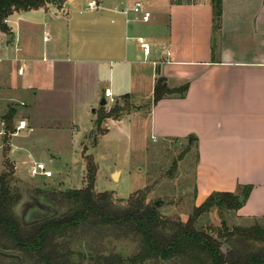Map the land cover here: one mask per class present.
I'll return each instance as SVG.
<instances>
[{
    "label": "crops",
    "instance_id": "0c3cea01",
    "mask_svg": "<svg viewBox=\"0 0 264 264\" xmlns=\"http://www.w3.org/2000/svg\"><path fill=\"white\" fill-rule=\"evenodd\" d=\"M89 1L65 0L7 18L10 32L0 30V124L16 94L64 90L75 96L70 105L75 111L81 98L84 106L102 101L105 88L115 100L128 94L132 101L138 63L152 64V105L146 109L150 134L171 141L196 137L194 206L212 192L251 186L241 208L224 211L239 222L264 221V0H222L219 19L213 0H140L151 12L146 22L131 10L138 0H98L95 9L87 8ZM125 3L129 6L123 8ZM137 36L151 44L147 60ZM160 77L171 88L187 83L185 94L154 104ZM52 107L38 108L37 119L33 113L24 117L25 139L44 123L63 119L64 109ZM144 109L138 103L120 119L104 122H131ZM36 120L43 124L36 127ZM9 147L13 152L11 141ZM17 149L31 150L21 144ZM7 158L24 183L15 159ZM220 212L214 207L207 215L222 222Z\"/></svg>",
    "mask_w": 264,
    "mask_h": 264
},
{
    "label": "trees",
    "instance_id": "16d2710c",
    "mask_svg": "<svg viewBox=\"0 0 264 264\" xmlns=\"http://www.w3.org/2000/svg\"><path fill=\"white\" fill-rule=\"evenodd\" d=\"M65 0H0V30L9 33L7 18L15 12L47 8ZM221 1L213 0L217 19ZM188 84L169 87L166 79L156 80L153 103L169 95L183 96ZM128 94L124 106L116 104L99 112L98 123L106 118L120 119L128 113ZM16 108L3 116L4 142L14 131ZM189 142H196L190 137ZM10 147H3L0 172V264H264V224L229 227L201 224L212 208L236 211L248 197L251 186H238L235 192H212L194 206L186 220L163 215L154 201H148V188L138 189L117 204L113 193L94 189L96 165L86 155V184L82 188L46 189L24 187L7 158ZM196 159H198L196 154ZM26 191L51 211L30 206L26 223L16 206ZM134 244L130 254L106 250L109 241ZM226 246V247H224Z\"/></svg>",
    "mask_w": 264,
    "mask_h": 264
},
{
    "label": "rangeland",
    "instance_id": "374dc122",
    "mask_svg": "<svg viewBox=\"0 0 264 264\" xmlns=\"http://www.w3.org/2000/svg\"><path fill=\"white\" fill-rule=\"evenodd\" d=\"M128 6L127 3L122 5L123 8ZM137 71L139 76L134 82L133 100L131 101L130 97L126 100L130 106L129 111L135 109L138 103L145 109L141 113L137 112L131 122L114 124L111 121L107 123L97 121L102 109L108 112L116 104L124 106L126 102L124 98L114 102L107 98L105 105H102L100 100L94 103L87 102L85 106L83 103L86 98H81L83 103L78 102L75 111V104L73 110L70 109L75 96L64 90L14 95L13 99L8 100L9 106L17 110L13 120L14 131L9 134L7 143L4 142V134H0V172L3 170V147L5 144L10 146L11 141L13 152L8 151L7 156L15 159L18 173L24 179L25 188L30 190L36 186L62 190L82 188L86 184L85 156L90 155L97 168L95 191L112 192L115 202L120 204L121 200L127 199L131 193L147 187V200L159 201L158 207L163 215H179L186 220L194 207L197 163L195 143L189 140H159L151 136L146 111L152 105L153 66L138 63ZM125 88L130 89L129 84L126 83ZM47 106L64 109L63 119L59 122L52 120L44 123L45 128L42 126L36 129L25 139L29 125L24 117L33 113L34 116L31 117L37 119L40 117L38 108L43 112ZM22 119L26 120L27 127L11 140L12 135H16L19 120ZM40 124L43 123L36 120L35 126L38 127L37 125ZM0 125L4 127L3 123ZM20 144L29 146L31 150H14L15 145L20 146ZM33 161L44 162L53 176L31 177L29 168ZM13 169L16 171L15 166ZM224 210L226 209L219 210L220 219L224 218L230 226L235 223L254 224L251 221L239 222L233 216H228ZM220 222L215 214H205L201 219L203 225L220 226ZM259 223L264 224V221L259 220ZM133 247L134 244L128 241L111 240L106 250L121 251L124 255H128Z\"/></svg>",
    "mask_w": 264,
    "mask_h": 264
},
{
    "label": "built area",
    "instance_id": "2783aa9c",
    "mask_svg": "<svg viewBox=\"0 0 264 264\" xmlns=\"http://www.w3.org/2000/svg\"><path fill=\"white\" fill-rule=\"evenodd\" d=\"M99 7L98 0H90L88 2L87 8L89 9H95ZM132 12L136 16L137 19H140L142 21H148L151 17V12L149 9H147L144 5V3L140 0L136 1L134 6L132 7ZM46 40L49 38L48 35H45L44 37ZM137 45L140 49V51L143 54V57L145 60L149 57L151 54V44L150 42L143 36H137L135 38ZM166 55L167 57L171 55V52L169 50H166ZM19 73H23V66H21L18 69ZM104 96L105 98H109L111 102L115 101V98L112 95L111 89L110 88H105L104 90ZM4 125V123H3ZM27 127V122L26 120L22 119L19 120L17 126H16V133L18 131L23 130ZM5 130L0 131V134H4ZM29 175L31 177H44V178H50L53 176V173L50 169L47 168L46 164L42 161H33L30 168H29Z\"/></svg>",
    "mask_w": 264,
    "mask_h": 264
},
{
    "label": "water",
    "instance_id": "95a60500",
    "mask_svg": "<svg viewBox=\"0 0 264 264\" xmlns=\"http://www.w3.org/2000/svg\"><path fill=\"white\" fill-rule=\"evenodd\" d=\"M101 104L102 105H105L106 104V100L105 98L102 99L101 101ZM117 172V171H116ZM116 174V173H115ZM114 174V175H115ZM244 200V197L241 196L240 197V202H243ZM160 202L159 201H156L155 202V205L156 206H159ZM30 206H36L40 209H43V210H47V211H51L52 208L47 206V205H44L42 203H40L34 196H32L31 194H29L28 192L24 191L23 192V197L21 199V201L18 203V205L16 206V212H17V215L18 217L20 218V220L25 223V219H24V216H25V213L27 212V209L28 207Z\"/></svg>",
    "mask_w": 264,
    "mask_h": 264
}]
</instances>
